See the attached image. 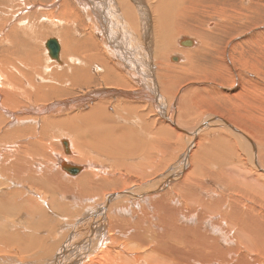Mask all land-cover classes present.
I'll use <instances>...</instances> for the list:
<instances>
[{
  "label": "bare ground",
  "instance_id": "bare-ground-1",
  "mask_svg": "<svg viewBox=\"0 0 264 264\" xmlns=\"http://www.w3.org/2000/svg\"><path fill=\"white\" fill-rule=\"evenodd\" d=\"M74 3L80 15L75 10L71 15L79 16L85 30L81 39L76 36L67 42L72 44L75 66L62 64L66 45L59 38L60 65L37 87L50 91L54 78L65 80L63 86L57 83L54 96H42L58 100L45 106L41 100L32 104L26 102L31 95H22L23 90L0 85V264H264V147L259 146L264 134H248L218 112L194 116L192 123L181 121L180 111L187 119L197 115L204 102L193 99L203 95L195 96L197 88H186L205 82L179 84L167 69L158 78L153 65L157 61L146 58L145 52L152 55L151 43L145 40L155 32L159 59L171 44L176 48V39L173 23H160L147 0ZM257 5L263 8H256V14L264 9V0H256ZM159 11L157 4L155 12ZM84 14L89 23L82 22ZM135 26L142 30L137 33ZM194 39L182 40L181 45L178 41V46H196ZM173 55L172 61L182 59ZM188 64L185 71L192 66ZM93 66L100 70L95 75L90 71ZM79 88L85 89L84 94L60 99ZM84 104L90 105L87 111L80 109ZM51 110L63 114L62 119L29 116ZM151 113L157 119H151ZM159 125L170 135L160 133L152 139V130ZM17 130L21 133L15 144L10 143L9 134ZM97 130H110L123 154L105 142V134L93 140ZM38 135L51 140L62 136L60 144L68 155L58 151L56 161L46 160L48 173L35 174L40 185L35 179L31 188L4 169L2 142L12 149L9 159L16 168L27 171L37 162L27 164L20 157L24 146L19 142L35 145ZM132 136L131 148L141 145L148 154H124ZM170 141L179 146L174 163L168 156H155L165 153L163 145ZM82 150L97 152L85 161L74 158ZM223 151L228 154L216 153ZM24 152L28 158L30 153ZM106 155L108 163L103 162ZM104 166L110 172L102 170ZM126 167L136 168V178L123 171ZM245 188L249 194L241 192ZM38 197L42 199L33 205ZM29 222L37 232L55 231L50 254L24 245Z\"/></svg>",
  "mask_w": 264,
  "mask_h": 264
},
{
  "label": "rangeland",
  "instance_id": "rangeland-1",
  "mask_svg": "<svg viewBox=\"0 0 264 264\" xmlns=\"http://www.w3.org/2000/svg\"><path fill=\"white\" fill-rule=\"evenodd\" d=\"M74 1L76 0H67L68 7H66L65 0H0V65L3 64L1 62L8 59L7 53H9L8 56L12 62L10 67L9 62H6L8 72L12 76L2 77V80H6V82L0 85L15 91L23 90L24 93H22V95H31L26 99V102L32 104L41 100L45 101L41 104L45 106L46 104H51L55 102V100H58L57 98L49 97L44 99L42 96L43 94L54 96L56 93L54 92V88L58 82H61L60 78L57 77L53 79L50 85L51 87L49 88L50 91L48 88L42 87L37 89L39 84L46 82L48 78L46 80L45 78L41 79V75H35L31 73V71L35 69L34 64L38 61H40L38 65L41 67L40 70L43 73L45 72V66L49 65L46 59L50 56L49 54L48 56L46 55L45 50L47 48L44 46L45 41L49 38H56L58 40L60 38L63 40L66 45V49L62 56L63 62L65 64L69 63L72 68L75 66L72 60L74 58L71 49L72 44L68 45L67 41L72 43L76 36L81 39L85 30L82 25L79 24V18H76L75 15H71L73 10L80 13L79 6L78 4L76 5ZM255 2L256 0H163L161 2L159 0H147V4L160 23H173V34L176 39V48H173L171 44L165 49V53L159 59L157 55L159 54L160 41L156 39L155 32L145 40V42L148 41L151 43L152 55L150 57L145 52L146 58L147 60L155 59L157 61L153 63V65L157 66L156 74L158 78L162 79V71L163 69H167L172 73L170 77L173 80L177 79L179 84L186 85L189 81L194 80L195 82H205V84H191L186 88L187 90H189L188 88H190V90L197 88L198 92L195 96L201 93L203 94L201 97L202 99L198 97H194L193 99L204 102L198 109V114L190 115L187 119L180 111L179 118L181 121L192 123L194 116L197 118L196 116H200L203 113L214 112L217 114L218 112L220 115L232 119L243 126V128L248 130H246L248 134L252 133L255 136L264 134V130H262L264 129V110L261 109L264 105V9L262 12L256 14V8H263V6H255ZM157 4H159L160 7L159 12H155V6ZM251 4L252 8L249 9ZM221 8H225L227 13H225L224 9L221 11ZM260 13L263 15H259ZM60 15L65 18L67 23L72 19L74 25H65ZM131 17V14H129V18ZM84 19L88 21V23L90 22V17L86 14L82 17V22ZM135 29L137 33H139L142 27L136 28L135 26ZM60 30L61 32L59 33ZM99 35H97L98 38L101 37ZM194 38L198 41L196 46L192 45L181 48L178 46V41L180 45L182 40L185 39L193 43L195 41ZM99 41L102 42L100 39ZM34 50L39 53V58L36 60L33 58L26 60V58L31 56L30 51L33 52ZM172 54H175L173 56H177L178 59V55H180L182 59L172 61L170 60ZM188 62H191L192 66L189 67L188 71H185L183 68L189 65ZM26 64L30 66L27 68V71H30V73L23 71L26 70L23 68ZM158 67L162 69L160 70ZM22 71L23 75L26 76L20 75ZM90 71L95 75L100 70L98 67L93 66V68H90ZM153 76L155 77V74ZM11 78L14 80L11 81ZM29 79H33V81H28ZM61 83L62 86L63 84H67L65 80ZM194 86L195 88H193ZM83 90L85 91L84 88L74 89V93L69 96L64 95L60 97V99L66 100L77 97L84 94ZM36 92L37 95L35 98ZM216 95H220L221 97ZM89 107V104H84L80 109H83L82 111H87ZM59 109L60 108L56 105L53 107V110L57 112ZM109 109L113 111L112 106H110ZM51 113H53L52 110L48 113L31 112L29 116L33 117L35 120L36 117L39 118L40 116V120L48 114H50V117L54 120H59L63 117L61 113ZM153 114L154 113H151L150 118L153 116L154 118L151 119H157ZM251 118H255L256 121L251 120ZM162 123L165 124L163 121ZM26 132L27 131H24L23 134ZM152 132V139H156L160 133H164L168 136L170 135V131L161 130L160 125L154 126ZM20 133L21 131L17 130L9 134V142L15 144V140ZM103 134L107 137L105 142L121 153L116 146L118 141L111 137L110 130H97L92 138L93 140H99ZM61 137L62 136L58 137L56 140H51L47 136L38 135L34 138L35 145L30 144L28 141H20L19 143L24 146L23 150L30 153L29 157L26 158L25 152L21 151L20 157L25 158L27 164L37 162L34 167H29L27 171H19L16 168L14 162L9 159L12 149H6L3 141L1 152L4 157V169L13 180L16 178L33 188V182L36 179L37 184L40 185L35 174L48 173L46 160L52 157V159L56 161L57 157L55 154L58 151H64V153L68 155L65 150H62L64 146L60 144ZM132 138L133 136L127 142L123 151L124 154L135 153L139 157L148 154L146 150L142 149L141 145L136 149H132ZM180 138L182 139V137ZM171 141L163 145V150L164 147H166L165 153L161 155L155 153V156H158L159 159L168 156L174 163L175 159L173 155L178 151L176 149H179V146L176 143H173L172 146ZM145 142L147 141L144 140L142 144ZM259 146L264 147V141L259 140ZM181 151L177 153L178 156ZM225 151L230 153L227 149H225ZM95 152L97 151L82 150L76 154L74 158L85 161ZM216 153L222 155L228 154L224 151ZM235 153L236 156L239 157L238 147L235 149ZM109 161L110 157L106 155L103 158V162L108 163ZM160 167L166 168L164 166ZM62 170L65 173L67 172L65 168H62ZM62 170L61 172L63 173ZM102 170L110 172L105 166ZM123 171L132 178H136V168L132 169L131 167H126L123 168ZM66 174L73 175L70 172ZM113 176L116 177L117 174L115 173ZM261 181L264 188V176L261 177ZM2 187L3 185H0V189ZM43 189L47 194L46 187ZM241 192L243 194H249L246 188ZM41 199L42 197L36 198L32 201V204L36 205ZM26 228L29 229V232L23 240L24 245L32 244L35 251H42L45 255L50 254L55 247L51 244L55 231L47 228L41 233L37 232L34 222H29ZM180 242H182V240ZM58 264L63 263L59 262Z\"/></svg>",
  "mask_w": 264,
  "mask_h": 264
},
{
  "label": "crops",
  "instance_id": "crops-1",
  "mask_svg": "<svg viewBox=\"0 0 264 264\" xmlns=\"http://www.w3.org/2000/svg\"><path fill=\"white\" fill-rule=\"evenodd\" d=\"M79 15H80V13H79ZM76 17V16H75ZM60 18H62L63 20H64V23H65V25H67V26H73L74 25V21L71 19L68 23L66 22V20H65V18L64 17H62L61 15H60ZM76 18H79V16L78 17H76ZM79 24L81 25V23H80V21H79ZM61 32V30L59 31V33ZM76 38V37H75ZM48 40V39H47ZM58 40V39H57ZM75 40V39H74ZM59 41V40H58ZM68 43L70 42V41H67ZM74 42V41H73ZM60 43V42H59ZM71 43V42H70ZM45 46V45H44ZM60 46H61V43H60ZM47 48V47H46ZM45 48V49H46ZM62 48V47H61ZM47 49L45 50V53H46V55L48 56V54H47ZM49 52V51H48ZM30 53H31V56H33V59H38L39 58V53L37 52V51H30ZM61 53V52H60ZM8 54L9 53H7V57H8V59L6 60V61H4V62H1V63H3V64H1L0 65V84H5V82H6V80H2V77H11L12 75L8 72V67H6V62H9V67L12 65V62H11V59L9 58V56H8ZM28 56H29V54H28ZM50 56V55H49ZM51 57V56H50ZM50 57H48V59H46V61H47V63L49 64V65H46L45 66V68H44V73L40 70L41 69V67L38 65V64H40V61H38V62H36L35 64H34V67H35V69H33L32 71H31V73H34L35 75H41V79H44L45 78V80L48 78V76H50V72L51 71H53V70H55V69H57V67H58V65H60V62L56 59V58H53V59H51ZM63 58V57H62ZM62 64L63 65H68V64H65L64 62H63V59H62ZM29 66V64H26V65H24L23 66V68L24 69H26V70H23V71H26V72H28V73H30V71H27V68H29L28 67ZM23 71L21 72V76H26V75H23ZM37 71V72H36ZM11 81H13L14 79H10ZM28 81H33V79H29ZM41 102V101H40Z\"/></svg>",
  "mask_w": 264,
  "mask_h": 264
},
{
  "label": "water",
  "instance_id": "water-1",
  "mask_svg": "<svg viewBox=\"0 0 264 264\" xmlns=\"http://www.w3.org/2000/svg\"><path fill=\"white\" fill-rule=\"evenodd\" d=\"M47 49L49 50V55L52 58H59L60 44L56 38H49L46 41Z\"/></svg>",
  "mask_w": 264,
  "mask_h": 264
}]
</instances>
